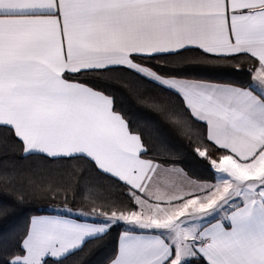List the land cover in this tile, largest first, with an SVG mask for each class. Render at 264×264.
<instances>
[{"label":"snow or ice","instance_id":"1","mask_svg":"<svg viewBox=\"0 0 264 264\" xmlns=\"http://www.w3.org/2000/svg\"><path fill=\"white\" fill-rule=\"evenodd\" d=\"M245 62L239 86L191 75ZM114 73L166 93L152 103L175 128L202 126L192 154L206 175L145 158ZM0 129L21 160L84 161L125 197L73 214L68 186L0 163V192L65 201V214L33 216L0 264H63L116 226L108 264H264V0H0Z\"/></svg>","mask_w":264,"mask_h":264},{"label":"trees","instance_id":"2","mask_svg":"<svg viewBox=\"0 0 264 264\" xmlns=\"http://www.w3.org/2000/svg\"><path fill=\"white\" fill-rule=\"evenodd\" d=\"M245 62L238 71L233 64H202L195 66L191 75L216 83L243 85L249 80ZM123 81L128 87H118ZM113 87L111 93L116 105L127 116L131 126L139 132L149 149L147 159H153L161 165L178 166L189 175L204 176L206 170L192 154V147L199 142V130L196 125L191 129H177L160 113L152 100L169 99L168 95L153 84L137 81L128 73H114L108 81ZM6 133L0 129V137ZM19 146L9 141L0 144V163L8 167L15 165L30 172L38 183L53 186H68L71 191L67 207L72 211H82L86 201L104 203L113 199H124L119 187L104 177H99L84 161L57 160L49 162L37 156L21 160ZM74 194V199L72 198ZM8 203L10 213L0 218V261L18 251L25 230L33 216L54 214L56 209H65L61 199L38 198L19 202L11 189L0 192V205ZM122 227L116 226L102 240H90L83 251L70 255L63 264H108L117 252V240Z\"/></svg>","mask_w":264,"mask_h":264},{"label":"crops","instance_id":"3","mask_svg":"<svg viewBox=\"0 0 264 264\" xmlns=\"http://www.w3.org/2000/svg\"><path fill=\"white\" fill-rule=\"evenodd\" d=\"M169 167H172V166H169ZM176 169H181L180 167H178V166H174ZM172 179H174V177H170V176H167V175H163L162 177H161V188H162V190H163V188L165 187V186H168V185H170V182H171V180ZM78 212V211H77ZM76 212V213H77ZM62 214H65V212L64 211H55L54 212V214H50V215H41V216H54V215H62ZM73 214H75V213H73ZM31 219V218H30ZM80 219H81V222H89V223H93V222H95L94 220H85V218L84 217H80ZM30 223V222H29ZM118 238H119V236H118ZM117 251H118V240H117ZM117 253V252H116Z\"/></svg>","mask_w":264,"mask_h":264},{"label":"rangeland","instance_id":"4","mask_svg":"<svg viewBox=\"0 0 264 264\" xmlns=\"http://www.w3.org/2000/svg\"><path fill=\"white\" fill-rule=\"evenodd\" d=\"M56 211H64V209H56ZM77 211H73V213H76Z\"/></svg>","mask_w":264,"mask_h":264}]
</instances>
